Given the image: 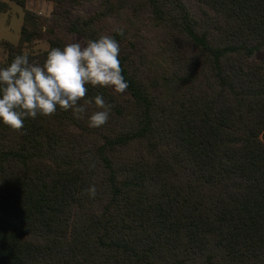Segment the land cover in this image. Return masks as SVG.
Instances as JSON below:
<instances>
[{
    "label": "trees",
    "instance_id": "obj_1",
    "mask_svg": "<svg viewBox=\"0 0 264 264\" xmlns=\"http://www.w3.org/2000/svg\"><path fill=\"white\" fill-rule=\"evenodd\" d=\"M13 1L23 24L0 68L107 34L128 88L87 85L112 105L98 128L94 104L0 122V264H264V0H101L90 15L93 0H52L49 16Z\"/></svg>",
    "mask_w": 264,
    "mask_h": 264
},
{
    "label": "clouds",
    "instance_id": "obj_2",
    "mask_svg": "<svg viewBox=\"0 0 264 264\" xmlns=\"http://www.w3.org/2000/svg\"><path fill=\"white\" fill-rule=\"evenodd\" d=\"M120 51L119 42L105 34L84 46L69 42L63 48H51L42 65L30 62L27 54L16 56L10 65L0 68V122L22 132L27 118L54 115L57 107L83 118L94 104L96 110L88 117V126L105 125L112 105L101 95L86 99L87 85L111 87L118 94L126 91L128 82L122 74ZM84 192L95 198L96 186Z\"/></svg>",
    "mask_w": 264,
    "mask_h": 264
},
{
    "label": "rangeland",
    "instance_id": "obj_3",
    "mask_svg": "<svg viewBox=\"0 0 264 264\" xmlns=\"http://www.w3.org/2000/svg\"><path fill=\"white\" fill-rule=\"evenodd\" d=\"M0 63L7 60L8 52L4 46V42L8 41L18 44L23 24L24 8L13 0H0ZM101 0L86 1L79 7V12L83 15H90L99 9ZM26 8L36 12L41 16H49L57 7L52 0H26ZM74 42L80 43L82 46L87 41L80 34L72 36ZM49 43L45 39L37 40L31 48L27 50L43 51L48 49ZM255 59L264 62V49L257 51ZM122 94H127L125 91Z\"/></svg>",
    "mask_w": 264,
    "mask_h": 264
}]
</instances>
